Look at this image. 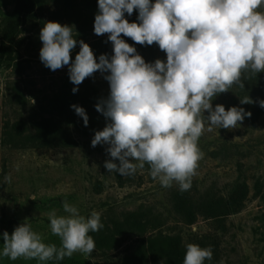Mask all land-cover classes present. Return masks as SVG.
I'll use <instances>...</instances> for the list:
<instances>
[{
  "label": "rangeland",
  "instance_id": "1",
  "mask_svg": "<svg viewBox=\"0 0 264 264\" xmlns=\"http://www.w3.org/2000/svg\"><path fill=\"white\" fill-rule=\"evenodd\" d=\"M95 1L38 0L35 17L21 25L10 42L5 34L17 0H0V250L3 232L11 234L24 222L45 243L60 247L48 214L56 210L65 215L64 201L86 217L93 210L99 212L103 224L90 233L95 241L91 254L75 252L60 261L0 256V264H166V237L175 238L173 251L182 248L186 253L188 244L211 246L213 257L205 264H264V113L256 120L246 116L233 129L213 126L208 131L205 121L198 141L203 156L186 191L175 183L162 187L145 166L127 177L104 167L113 159L106 151L109 145L93 147L91 142L109 120L96 105L110 95L105 79L110 73L97 70L76 86L70 81L68 65L52 71L40 59V33L49 21L73 28L78 43L70 63L80 51V40L89 44L95 56L114 55L110 34L94 32L99 11ZM258 11L264 12V4ZM138 15L134 9L129 22L139 23ZM143 45L146 52L140 55L146 62H166L167 54L157 43ZM91 87L99 92L98 102L83 100ZM69 101L85 107L87 126L67 109ZM217 104L226 110L242 107L235 83L213 97V108ZM208 115L206 110L204 116ZM49 128L64 140L49 137ZM113 162L119 165L118 159ZM5 176L10 180L5 181ZM241 183L248 184V195L234 210L226 202ZM180 193L193 212L192 223L178 210Z\"/></svg>",
  "mask_w": 264,
  "mask_h": 264
},
{
  "label": "clouds",
  "instance_id": "2",
  "mask_svg": "<svg viewBox=\"0 0 264 264\" xmlns=\"http://www.w3.org/2000/svg\"><path fill=\"white\" fill-rule=\"evenodd\" d=\"M262 4L264 0H98L94 32L110 34L114 55L102 54L97 62L89 44L80 40V51L70 63L78 43L73 28L49 21L40 33V59L52 71L68 65L70 81L76 86L97 70L110 73L105 76L110 95L96 105L110 123L96 131L91 142L93 147L109 145L106 151L113 159L104 165L109 172L132 176L147 163L151 177L162 187L175 183L186 191L203 156L198 141L205 121L208 131L213 126L233 129L251 116L242 107L226 110L217 104L213 108L212 100L234 83L244 88L242 72H264V12L258 11ZM134 9L139 23L125 18ZM121 34L139 44L157 43L167 54L166 62H146ZM72 91L76 93L78 87ZM247 103V97L241 99V104ZM260 106L264 108V100ZM71 107L87 126L85 109ZM116 159L119 165L113 162ZM63 211L65 215L56 210L48 214L60 247L45 243L24 222L11 234L3 232L0 256L60 261L75 252L91 254L95 241L90 233L103 227L100 213L93 210L86 217L67 201ZM212 257L211 246L188 244L183 264H205Z\"/></svg>",
  "mask_w": 264,
  "mask_h": 264
},
{
  "label": "trees",
  "instance_id": "3",
  "mask_svg": "<svg viewBox=\"0 0 264 264\" xmlns=\"http://www.w3.org/2000/svg\"><path fill=\"white\" fill-rule=\"evenodd\" d=\"M37 1L38 0H17L12 20L8 26V30L5 34V37L10 42L14 41L15 36L18 34V31L20 29V26L26 23L27 21L32 20L36 15V7H37ZM96 7H98V0L95 1ZM126 19L130 20L131 17L127 16ZM121 38L124 39L127 43L134 46L137 49V53L143 54L146 52V47L143 44L136 43L133 41L130 37H126L123 34H121ZM112 45V49L114 51L113 43H110ZM99 56L97 55V62H99ZM244 88H241L239 86V83H235L239 94L241 96V99L248 98L250 103L243 104L242 108L245 109L246 112H250L251 116H248L252 120H256L261 114L264 113V108L260 106V101L264 100V74L260 73H252L250 70L242 72L241 77ZM87 96H84L83 100L87 99H94L95 102H98L99 92L96 88L91 87L88 89ZM76 99V98H73ZM72 103L70 101L67 103V109L69 108V111L71 114L75 115V110L71 107ZM85 109V107H83ZM86 111V109H85ZM103 114V113H102ZM101 114V115H102ZM91 118L95 116L94 113H91ZM104 116V115H102ZM108 123H110V120H108ZM107 123V124H108ZM105 127L100 128L98 130H103ZM96 130V131H98ZM49 137L52 136V138H56L58 140H64L61 135H57L56 130L54 129H47ZM60 142V141H59ZM145 168L150 169L149 165L146 163ZM248 195V184L247 183H241L237 185L234 190L230 193L226 204L235 209H238L242 207L243 202L247 198ZM178 210L185 216H187L190 223L195 221V217L193 215V212L190 208H186L185 206V199L184 196L180 193L179 195V203H178ZM165 241L167 243L165 247L164 257H165V263L166 264H173L178 259H182L185 257V252L182 248L176 247V250L172 249V246L177 245L175 243V238L173 237H166ZM178 254V255H176Z\"/></svg>",
  "mask_w": 264,
  "mask_h": 264
}]
</instances>
